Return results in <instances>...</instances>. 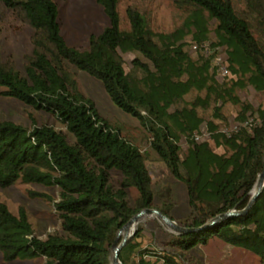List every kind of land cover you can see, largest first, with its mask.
<instances>
[{"label": "trees", "instance_id": "1", "mask_svg": "<svg viewBox=\"0 0 264 264\" xmlns=\"http://www.w3.org/2000/svg\"><path fill=\"white\" fill-rule=\"evenodd\" d=\"M97 1L110 23L90 36L84 52L66 41L56 0H0V20L9 9L34 29L25 71L0 49L2 93L51 113L73 137L46 123L29 127L0 119V187L18 181L59 186L53 200L65 231L36 235L26 210L15 214L0 199L4 257L112 264L118 230L140 210L158 207L174 219L171 195L168 203L154 201L148 167L153 148L188 187L191 212L178 221L187 229L168 231L159 247L140 222L121 248L122 264H185L187 251L214 236L255 251L264 264V188L242 211L264 168V108L260 114L240 95L253 79L264 85V0H245L240 7L234 0H172L205 20L190 17L169 32L153 29L134 6L127 8L130 26L123 27L120 0ZM210 38L229 56L242 55L231 59L235 76L224 78L219 93L212 86L218 72L213 55L189 48ZM131 51L137 54L129 59ZM71 65L100 79L113 102L145 125L150 135L141 138L144 148L132 127L99 113ZM234 106L240 107L231 120ZM251 115L249 128L243 122ZM234 120L239 122L231 134L223 132ZM203 125L223 152L194 137ZM112 169L123 174L119 186L112 183ZM130 187L139 191L133 202ZM233 208L239 212L227 215Z\"/></svg>", "mask_w": 264, "mask_h": 264}, {"label": "rangeland", "instance_id": "2", "mask_svg": "<svg viewBox=\"0 0 264 264\" xmlns=\"http://www.w3.org/2000/svg\"><path fill=\"white\" fill-rule=\"evenodd\" d=\"M56 1L59 5L61 30L66 41L68 44L84 52L88 51L90 36L101 33L110 23L104 7L97 0ZM244 1L234 0L235 4L239 7L244 5ZM128 6H134L141 10L148 18L151 27L157 31H172L188 22L190 17L205 20L201 14L197 15L193 13L191 16L192 11H186L177 7L172 0H120L119 10L123 27L130 26V20L127 15ZM12 12V10L6 9L5 17L0 20V49L3 58L12 57L17 68L25 71L27 63L26 54L30 53L33 47L32 34L34 29ZM194 26L193 24L192 27L194 28ZM187 39H192V35L189 34ZM204 41H208L210 49H213V46L216 45L211 44V38ZM189 48L192 50L191 45ZM192 53L196 52L192 50ZM135 54H137L136 51H131L126 56L130 59ZM241 58L242 55L240 53H234L233 56H229V65L231 59L240 60ZM72 69L77 74L80 90L93 100L99 113L113 121L121 120L124 124L132 127L141 146L144 148L146 142L141 138L146 134L150 135L146 131L145 125L137 117L124 111L113 102L100 79L75 66H72ZM224 78L227 77L222 76L221 72L218 71L212 80L213 89L218 93L224 88ZM2 90L3 87L0 86V119H9L29 127L33 126L34 123L39 125L43 123L54 125L58 130L65 132L70 139L73 138L68 132L67 127L54 115L36 109L18 98L3 94ZM240 95L242 99L251 101L255 108L259 109V113L263 114L264 85L253 79L247 90L240 91ZM239 107L234 106L231 120L237 114ZM254 118L255 115H251L248 120H254ZM238 122L234 120L224 126L232 129ZM203 138H207L211 146L216 148L218 152L221 153L225 150L224 146L216 144L210 133L204 134ZM148 167H150L153 178L154 201L158 204L163 202L168 203L172 198L174 202L172 208L173 216L177 221H180V218L186 217L191 212L186 184L172 174L165 161L159 158L157 151L153 148L150 150ZM122 177L121 171L112 169L111 178L114 186H119ZM128 190L130 200L133 202L139 191L136 187H130ZM59 191L60 188L57 185L18 181L7 187H0V199L5 201L15 214L21 208H24L35 229V234L47 237L50 233H65L59 212L53 200V198H58ZM169 195H171L170 199ZM141 222L145 224L146 234L149 237H154L159 247H162L163 241L168 237L169 232H171L170 230L174 231L157 214H145ZM147 241L145 239V242ZM186 258V260H183L185 264H260L259 256L255 251L243 245L231 244L220 236H214L207 242L196 244L193 249L186 252ZM0 264H44V258H15L8 260L0 250Z\"/></svg>", "mask_w": 264, "mask_h": 264}, {"label": "water", "instance_id": "3", "mask_svg": "<svg viewBox=\"0 0 264 264\" xmlns=\"http://www.w3.org/2000/svg\"><path fill=\"white\" fill-rule=\"evenodd\" d=\"M264 188V168L259 173L258 178L255 182V186L252 190V197L249 201L248 207H246L244 210L250 208L253 205V201L258 197V195L262 192ZM239 212L236 208H233V210L228 211L226 214L231 215L233 213ZM145 214H157L163 222L167 225L173 228L177 233L181 231H185L187 229L186 226H182L179 224L176 218H171L166 213L161 211L158 207H147L140 210L138 213H136L130 220L125 223L117 232L115 242L112 246V264H122V261L120 259V251L122 246L129 240V238L135 233L138 224L141 222L142 217Z\"/></svg>", "mask_w": 264, "mask_h": 264}, {"label": "built area", "instance_id": "4", "mask_svg": "<svg viewBox=\"0 0 264 264\" xmlns=\"http://www.w3.org/2000/svg\"><path fill=\"white\" fill-rule=\"evenodd\" d=\"M191 47H192V50L195 52L199 51L201 49L207 55L212 54L213 60L216 62L217 67H218V71L221 72L222 76H226V77L235 76V73L231 70V68L229 66V55H228V52L225 50L224 47H222L220 45H214L213 46L214 48L210 49L208 41H203L202 43L193 42ZM251 121L252 120L244 121L245 122L244 125H246L247 127L250 128L251 123H252ZM237 126H238V124H236V126L234 128H236ZM234 128L231 129L227 126H224L222 128V131L225 132L226 134H231V132L233 131ZM204 134H209L208 127L205 125H203L199 131H196L194 133V137L196 139H202ZM170 231L173 233L176 232L175 230L174 231L170 230Z\"/></svg>", "mask_w": 264, "mask_h": 264}, {"label": "bare ground", "instance_id": "5", "mask_svg": "<svg viewBox=\"0 0 264 264\" xmlns=\"http://www.w3.org/2000/svg\"><path fill=\"white\" fill-rule=\"evenodd\" d=\"M148 216H150V215H148Z\"/></svg>", "mask_w": 264, "mask_h": 264}]
</instances>
